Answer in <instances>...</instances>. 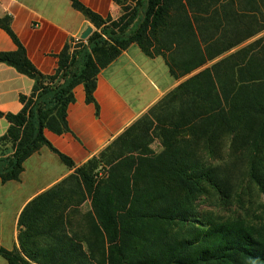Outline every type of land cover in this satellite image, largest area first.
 Returning <instances> with one entry per match:
<instances>
[{"label": "trees", "instance_id": "16d2710c", "mask_svg": "<svg viewBox=\"0 0 264 264\" xmlns=\"http://www.w3.org/2000/svg\"><path fill=\"white\" fill-rule=\"evenodd\" d=\"M70 1L95 29L63 46L52 74L32 64L9 19L0 18L15 44L14 50L0 51V63L33 80L30 93L19 95L17 113L0 112L9 123L0 136L1 181L18 179L23 161L43 145L74 168L71 178L77 175L89 196L102 239L99 264H264V234L257 227L195 205L206 187L223 184L217 166L234 159L245 161L247 176L264 191V0H115L117 18ZM134 42L146 55L161 56L169 73L183 79L98 157L76 167L44 130L69 131L67 108L77 84L98 115L92 93L97 75ZM152 122L160 131L159 151L140 149L145 145L139 135H131ZM119 140L133 150L114 151L108 175L95 180L91 169ZM61 185L24 206L19 251L0 244L8 264H97L93 249L66 235L67 203L54 218L44 217L49 194ZM42 216L49 221L35 227ZM34 233L47 235L43 246L26 245Z\"/></svg>", "mask_w": 264, "mask_h": 264}, {"label": "crops", "instance_id": "0c3cea01", "mask_svg": "<svg viewBox=\"0 0 264 264\" xmlns=\"http://www.w3.org/2000/svg\"><path fill=\"white\" fill-rule=\"evenodd\" d=\"M102 17L117 18L120 6L115 0H79ZM0 18H8L12 31L26 50L27 57L43 74L57 67V53L63 46L80 38L93 24L70 0H0ZM72 44V43H71ZM15 44L0 27V51H11ZM161 56L146 55L137 43H131L109 64L96 80L95 106L85 100L82 84L73 88L75 100L67 108L69 131L61 134L48 129L45 137L59 151L70 156L76 167L87 166L118 135L146 113L161 97L183 78L176 79L168 71ZM33 80L13 66L0 63V112L17 113L22 104L20 94H29ZM0 116V136L8 128ZM74 168L66 166L46 146L39 147L23 161L16 180L0 179V244L7 249L18 246V218L24 206L34 198L61 185L64 198L71 185ZM0 264H8L0 256Z\"/></svg>", "mask_w": 264, "mask_h": 264}, {"label": "rangeland", "instance_id": "374dc122", "mask_svg": "<svg viewBox=\"0 0 264 264\" xmlns=\"http://www.w3.org/2000/svg\"><path fill=\"white\" fill-rule=\"evenodd\" d=\"M76 45V49H80V46L78 44ZM157 126L156 122H152L149 126H144L145 128L143 131L135 127L131 132V135H139L140 142L142 145H145L140 149L160 150V137H158L160 131L157 129ZM121 142L122 141L119 140L117 144L111 145L104 156H102V158L99 157V162H97V165L90 171L95 180L108 175L110 164L107 161L114 151L117 152L119 151L118 149H122V152L133 150V145L120 146ZM137 153L139 152H133L134 155ZM216 162L221 161L216 160ZM217 167L223 179V184L217 189L209 186L206 187L204 189L205 191L198 195L195 201L196 207L220 219H243L248 224L257 227L264 234V191L247 176L245 161H235L234 159L229 162L221 163ZM70 181L71 185L69 188L66 187L64 198L60 197L63 193L62 188L49 194L51 199H49L47 203L48 209L44 217L49 219L54 218V216L61 212L63 205L67 203L65 212L69 214V223L66 228V235L80 238L83 247H90L93 249L92 260L97 264H99V261L102 263V258L97 252L102 247V239L95 229L96 222L90 198L84 190L83 185L78 180L77 175H73ZM44 217L42 216V219L34 221V226H38L39 228L43 226L46 221H49L48 219H44ZM51 222L54 223L53 220ZM47 239L48 237L46 234L34 233L26 238V245L30 241H34L36 246H43ZM15 248L19 251V244Z\"/></svg>", "mask_w": 264, "mask_h": 264}, {"label": "water", "instance_id": "95a60500", "mask_svg": "<svg viewBox=\"0 0 264 264\" xmlns=\"http://www.w3.org/2000/svg\"><path fill=\"white\" fill-rule=\"evenodd\" d=\"M91 30H92L91 27L90 26H87L85 28V30H83V32L81 33L80 38L81 39H86L87 36L91 33Z\"/></svg>", "mask_w": 264, "mask_h": 264}]
</instances>
